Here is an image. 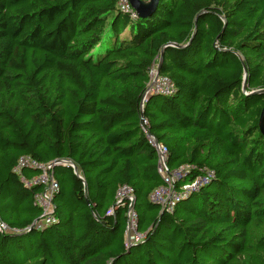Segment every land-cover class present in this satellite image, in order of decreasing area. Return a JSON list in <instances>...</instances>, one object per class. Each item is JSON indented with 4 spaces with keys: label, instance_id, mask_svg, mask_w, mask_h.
I'll use <instances>...</instances> for the list:
<instances>
[{
    "label": "trees",
    "instance_id": "obj_1",
    "mask_svg": "<svg viewBox=\"0 0 264 264\" xmlns=\"http://www.w3.org/2000/svg\"><path fill=\"white\" fill-rule=\"evenodd\" d=\"M118 1L0 0V221L18 231L0 233V264H264V94H251L264 90V0H160L147 20ZM162 53L176 91L141 110ZM142 117L171 169L214 173L172 213L150 201L163 180ZM24 156L77 168L55 167L43 229V188L14 172ZM122 187L145 235L132 244Z\"/></svg>",
    "mask_w": 264,
    "mask_h": 264
},
{
    "label": "built area",
    "instance_id": "obj_2",
    "mask_svg": "<svg viewBox=\"0 0 264 264\" xmlns=\"http://www.w3.org/2000/svg\"><path fill=\"white\" fill-rule=\"evenodd\" d=\"M117 8L124 14H129L132 19H139L131 7L129 0H119ZM148 83L146 84L145 94L141 103V110L144 109L145 103L150 96H172L175 91V85L170 78L163 76L159 72V60L153 64L148 72ZM141 127L145 133L149 144L153 147L157 155L158 173L163 180V185L157 188L151 195L150 201L159 205L163 211L172 213L177 203L187 198L192 193L198 192L203 187L209 185L214 178V173L210 170L199 169L196 178L188 180L193 168L189 166L179 169H171L168 165L169 151L168 148L160 143L155 136L150 133L149 120L142 117ZM67 165L66 162H53L44 164L34 160L30 156L21 157L14 169V172L20 177L21 181L28 188L41 186L43 190L34 197L35 205L42 211L41 218L35 222L34 227L43 229L55 223L54 198L59 190L58 182L54 175V169L57 165ZM32 169L38 172V175L31 181H27L23 176V170ZM118 204L128 203V223H127V240L129 244L140 241L145 235L137 233V215L134 211L135 198L132 189L128 187L120 188L118 192ZM17 230L9 228L5 223L0 221V233L14 234ZM134 233V234H132ZM130 237V240L128 239Z\"/></svg>",
    "mask_w": 264,
    "mask_h": 264
},
{
    "label": "water",
    "instance_id": "obj_3",
    "mask_svg": "<svg viewBox=\"0 0 264 264\" xmlns=\"http://www.w3.org/2000/svg\"><path fill=\"white\" fill-rule=\"evenodd\" d=\"M159 2H160V0H129L131 7L135 11L138 18L141 20L150 19L155 14V12L158 8ZM163 56H164V53L161 54V57L159 60V68L161 67V64L163 61ZM241 61H243V60L241 59ZM244 72H245V74H244V88H243V90H244V92H247L248 70L246 68H244ZM251 94L252 95L264 94V90L256 91V92H253ZM260 130H261L262 134L264 135V109H263L261 119H260ZM69 167L73 168L75 171V174L78 175L76 166L71 165ZM87 203L89 204L88 199H87Z\"/></svg>",
    "mask_w": 264,
    "mask_h": 264
},
{
    "label": "rangeland",
    "instance_id": "obj_4",
    "mask_svg": "<svg viewBox=\"0 0 264 264\" xmlns=\"http://www.w3.org/2000/svg\"><path fill=\"white\" fill-rule=\"evenodd\" d=\"M132 234H134V233H132ZM130 237H131V236H129V238H128L129 240H130Z\"/></svg>",
    "mask_w": 264,
    "mask_h": 264
}]
</instances>
